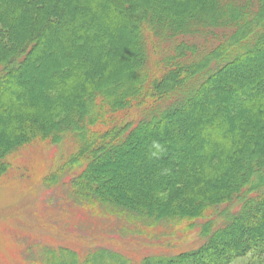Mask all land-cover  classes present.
<instances>
[{
    "label": "trees",
    "instance_id": "16d2710c",
    "mask_svg": "<svg viewBox=\"0 0 264 264\" xmlns=\"http://www.w3.org/2000/svg\"><path fill=\"white\" fill-rule=\"evenodd\" d=\"M213 36L202 51L194 41ZM153 38L172 43L160 81ZM32 61L44 68L36 80ZM262 64L264 0H0V176L36 139L70 142L78 152L68 182L87 207L123 217L133 237L198 228L193 246L173 254L104 250L70 264H231L263 254ZM145 100L133 123L108 118ZM100 153L109 163H94ZM59 249L47 264L76 257Z\"/></svg>",
    "mask_w": 264,
    "mask_h": 264
},
{
    "label": "rangeland",
    "instance_id": "374dc122",
    "mask_svg": "<svg viewBox=\"0 0 264 264\" xmlns=\"http://www.w3.org/2000/svg\"><path fill=\"white\" fill-rule=\"evenodd\" d=\"M217 39V36H213L204 43L203 37H196L194 41L201 46L202 51V48H211ZM171 44H160L154 38L150 42L152 69L158 81L166 70L163 63L164 52ZM203 44L206 46H202ZM14 48L13 50L17 49ZM249 63L251 68L256 65L254 61ZM31 66L35 69L31 79L36 80L44 68L39 61H32ZM14 69L17 71L20 68L16 66ZM256 70L254 67L252 71ZM230 72L231 70L226 73ZM26 79L24 77L23 81ZM33 87L30 81L28 88ZM216 91L213 89L211 94ZM147 101L140 106L134 105L132 108L109 114L108 118L111 116L112 122L120 125L133 123L146 108ZM205 106L209 109V105ZM93 128L102 130L105 126L97 123ZM194 133H191L188 139L197 138L198 135ZM76 147L77 145L70 142L59 144L49 139H36L16 149L8 159L10 166L0 176V264H47L53 257L49 249L59 248H68L76 253V257L70 254L56 257L58 260H64L65 264H70L97 251H119L131 258L140 259L147 254H173L193 246L198 239L196 226L185 234L176 233L179 229L176 228L174 235L168 240H163V234L156 236L162 233L160 229L153 230L154 236L133 237L129 223L123 220V217L110 213L105 207H101L102 205L98 204L96 208L87 207L77 200L73 187L68 182L74 175L73 171H77L68 169V161L74 152H78ZM140 151L141 148L137 147L133 154L138 155ZM87 152L88 149L80 156H88ZM128 157L123 163L124 171L127 175H133L136 171L130 155ZM92 160L97 166L110 161L105 153H100L97 160ZM117 167H120V164L117 163ZM50 176H53L54 180L58 179V183L47 184L46 179ZM197 223L200 224V221H196L195 225ZM231 264H264V253L252 251L236 258Z\"/></svg>",
    "mask_w": 264,
    "mask_h": 264
}]
</instances>
